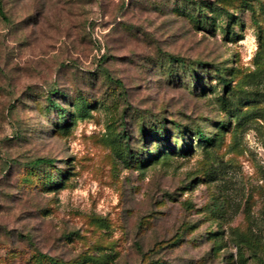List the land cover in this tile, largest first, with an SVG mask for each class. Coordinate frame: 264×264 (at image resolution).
I'll return each mask as SVG.
<instances>
[{
    "label": "rangeland",
    "instance_id": "1",
    "mask_svg": "<svg viewBox=\"0 0 264 264\" xmlns=\"http://www.w3.org/2000/svg\"><path fill=\"white\" fill-rule=\"evenodd\" d=\"M0 264H264V0H0Z\"/></svg>",
    "mask_w": 264,
    "mask_h": 264
},
{
    "label": "trees",
    "instance_id": "2",
    "mask_svg": "<svg viewBox=\"0 0 264 264\" xmlns=\"http://www.w3.org/2000/svg\"><path fill=\"white\" fill-rule=\"evenodd\" d=\"M222 84L225 86V85L228 84V82L223 78L222 79ZM58 116H59L60 120H62L64 118V113L62 111H60V109L58 110ZM197 136H198V139H199L200 142H204V143H207V144L212 142V138L206 137L204 134H202L200 132H198ZM36 160L39 161V162H43L44 161L43 159H40V158H38Z\"/></svg>",
    "mask_w": 264,
    "mask_h": 264
}]
</instances>
